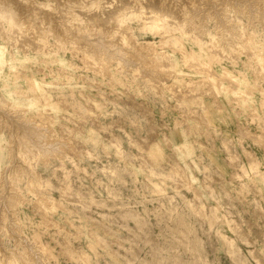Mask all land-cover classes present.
<instances>
[{"label": "rangeland", "instance_id": "374dc122", "mask_svg": "<svg viewBox=\"0 0 264 264\" xmlns=\"http://www.w3.org/2000/svg\"><path fill=\"white\" fill-rule=\"evenodd\" d=\"M124 4L171 13L158 32L145 30L141 17L127 21L133 40L166 56V69L139 60L146 49L136 43L124 46L131 55L117 54L115 19ZM16 7L31 36L0 35V262L26 264L24 255L34 257L42 244L49 249L42 264H160L178 231L180 264H264V179L244 170L251 153L264 172V0H117L99 11L86 0H25ZM45 26L49 34L38 43ZM102 44L115 59L89 63L84 52L99 54ZM193 53L208 69L188 62ZM30 119L47 123L51 140L68 142H55L60 157L32 159L26 141L42 143L27 130ZM17 144L28 157L33 148L31 160ZM35 173L42 185L31 191ZM189 209L195 214L185 216ZM35 258L31 264H40Z\"/></svg>", "mask_w": 264, "mask_h": 264}, {"label": "bare ground", "instance_id": "6f19581e", "mask_svg": "<svg viewBox=\"0 0 264 264\" xmlns=\"http://www.w3.org/2000/svg\"><path fill=\"white\" fill-rule=\"evenodd\" d=\"M129 2V1H128ZM128 2H127V4H128ZM126 4V5H127ZM141 4V3H140ZM148 4V3H147ZM135 6V5H134ZM138 6H140L139 4H138ZM137 6V7H138ZM158 6V5H157ZM126 6H125V4H124V8H125ZM155 7V6H154ZM122 8L120 11H118L117 13H116V19L115 20H117V25L116 24H114V25H116L117 26V28L115 27V33L116 34H118V36H119V38H117V39H115L117 42L115 43V44H113L114 46H119L120 44L122 45L121 47H118V51L119 52H124L125 54H126V56L128 55H131L130 54V50L129 49H127V48H124V46H126V44H128L127 46H129V44H130V47L132 46V45H134V47L136 46L135 45V43L136 44H138V46H137V48L139 47V45H140V47L141 48H138L137 49V51L140 49V50H142V48L145 50L146 49V53H141V57H139V60H141L142 61V59H143V62L146 64V63H148V62H150L151 61V63H153V65L154 64H156L157 66H158V68H160V67H162L161 69H166L167 67H168V62H167V60H166V56L164 55V54H162L160 51L159 52H157L156 50H155V48L152 46V44L153 43H151V42H147V43H137V41L136 40H133L134 39V35H133V33H132V27H130L129 26V23L127 22L128 20H129V18L131 17V15H135L136 17L138 16V17H141V18H143L144 19V21H145V26H143V27H145L146 29L145 30H147V29H151V30H153L154 32H158L159 30H163V29H161V28H163L164 26L166 27V25L167 24H165L166 22H167V20H169L168 19V17H169V15L171 14H169V13H166V12H168V11H166L165 12V10H158V7H155L157 10H155L154 8H153V10L151 11V9H152V6H150V11H147V10H149V9H147V10H145V6L143 5H141L140 6V8L138 7V10H136L133 6L131 7V8H133V9H135V10H129L130 9V6L128 7V5H127V8ZM159 8H160V6H159ZM170 8V7H169ZM112 15V14H111ZM110 15V16H111ZM85 17V16H84ZM88 17V16H87ZM112 17V16H111ZM113 17H114V14H113ZM171 17V16H170ZM92 18V17H91ZM90 18V19H91ZM115 18V17H114ZM133 18V17H132ZM113 19V18H112ZM136 19V18H135ZM140 19V18H139ZM24 20V19H23ZM92 20V19H91ZM171 20V19H170ZM112 21V20H111ZM180 21V20H179ZM87 22V20L85 21V23ZM92 22V21H91ZM90 22V23H91ZM17 23H18V25H22V29H17V30H15L14 32L15 33H19V34H23V33H29L30 34V36H31V28H29V26L28 25H26V21H22V18H20L19 16H18V20H17ZM47 23V22H46ZM89 23V22H88ZM106 23V22H105ZM174 23V22H173ZM172 23V24H173ZM188 23V22H187ZM43 24V23H42ZM93 24H95L94 23V21H93ZM97 24V23H96ZM107 24V23H106ZM183 24V23H182ZM84 25V24H83ZM99 25V24H98ZM39 26H41V25H39ZM86 26V25H85ZM84 26V27H85ZM101 26V25H100ZM177 26V25H176ZM43 27L44 26H42V29H43ZM48 27V26H47ZM103 27V26H102ZM107 26H105L104 28H106ZM113 27V26H112ZM98 28H101V27H99L98 26ZM104 28H102V29H104ZM167 28V27H166ZM186 28H187V26H186ZM186 28H184V29H186ZM45 29H47L46 28V26H45ZM44 29V33H42L43 31L42 30H40V31H42V32H40V33H42V34H45V35H39L37 38H35V37H33V38H35L37 41H38V39H39V41L41 42L42 40H44L45 39V36L47 35V34H49L48 32H49V30L51 29V27H49L47 30H45ZM144 29V28H143ZM142 29V30H143ZM165 29V28H164ZM243 29H244V27H243ZM39 30V29H38ZM106 30H108L107 28H106ZM17 31V32H16ZM91 31H92V29H91ZM109 31V30H108ZM188 31V30H187ZM244 31V30H243ZM52 32V31H51ZM110 32V31H109ZM163 32H165V31H161V33H163ZM166 32H168V31H166ZM165 32V33H166ZM14 33V34H15ZM115 33H114V35H115ZM28 34V35H29ZM54 34V33H53ZM156 34V33H155ZM18 35V34H17ZM24 35V34H23ZM165 35H167V34H165ZM59 36V35H58ZM66 36V35H65ZM110 36V35H109ZM245 36V35H244ZM17 37H19V36H17ZM48 37H49V35H48ZM53 37H55V35H53ZM60 37V36H59ZM70 37V36H69ZM212 37H214V36H212ZM246 37V36H245ZM61 38V37H60ZM116 38V37H115ZM211 38V37H210ZM247 38V37H246ZM248 38H250V37H248ZM247 38V39H248ZM62 39V38H61ZM65 39V38H64ZM63 39V40H64ZM57 40V39H56ZM134 41V43H133V41ZM246 40V39H245ZM21 41V40H20ZM39 41H38V43H39ZM47 41V40H46ZM68 41V40H67ZM76 41V40H75ZM31 42V41H30ZM29 42V43H30ZM79 42V41H78ZM112 42V41H111ZM211 43H209V45H212L213 43H214V38H211V41H210ZM26 43V42H25ZM34 43V42H33ZM97 43V42H96ZM108 43V42H107ZM110 43V42H109ZM31 44V43H30ZM37 44V43H36ZM44 44V43H43ZM42 44V45H43ZM99 44V43H98ZM246 44V43H245ZM38 45V44H37ZM103 45V44H102ZM216 45V44H215ZM103 46H105V45H103ZM101 47V48H99V54L97 53V50L95 51V50H92V49H90V51L89 50H87L86 52H84L85 53V57H86V59H87V61L90 63V62H92V64H99L98 63V58L97 57H99V59L100 60H105L106 61V63H104L105 65L107 64L108 65V63H107V61L108 62H110V59L111 58H113L112 56L114 55V56H116L117 54H115V53H113V55L112 54H108V52L106 53V49H108V47ZM108 46V45H107ZM217 46V45H216ZM247 45H244V46H240V48L242 47V48H245ZM39 47V46H38ZM40 47H41V45H40ZM92 47V46H91ZM110 47V46H109ZM129 47V48H130ZM133 47V48H134ZM225 47V46H224ZM247 47H250V45L248 44V46ZM217 48H219V46L217 47ZM222 46H220V49L222 50ZM251 48V47H250ZM135 49H136V47H135ZM214 49H216V47L214 48ZM235 49H237L238 50V48L236 47ZM139 50V51H140ZM241 50V49H240ZM28 51V50H27ZM242 51V50H241ZM231 52H232V50H231ZM243 52V51H242ZM98 55H97V54ZM229 53V52H228ZM187 54V53H186ZM167 55V54H166ZM134 55H132V57H133ZM121 57V56H120ZM120 57L118 58V60H120ZM122 58V57H121ZM113 59H115V57L113 58ZM112 59V60H113ZM122 59H124V58H122ZM126 59V58H125ZM124 59V60H125ZM187 59V58H186ZM111 60V61H112ZM138 60V61H139ZM103 61H100V62H102L103 63ZM104 61V62H105ZM121 61V60H120ZM190 61H195L196 62V64L197 63H199L200 64V68H202L203 70L204 69H208V65L207 64H204V63H202V62H200L199 61V59L197 58V56H196V54L195 53H193L191 56H190V58H189V60H188V62H190ZM143 62H141V63H143ZM124 63H128V60H126ZM130 63H132V62H129L128 64H130ZM140 63V62H139ZM120 64H122L121 66L123 67V63L121 62ZM133 64V63H132ZM193 64V63H192ZM191 63H190V65H192ZM131 65V64H130ZM147 65V64H146ZM188 65H189V63H188ZM120 66V67H121ZM134 66V65H133ZM136 66H137V64H136ZM157 66H153V68H157ZM195 66V65H194ZM95 68V67H94ZM108 68V67H107ZM95 70V69H94ZM128 70V69H127ZM157 70V69H156ZM141 73H143L142 72V70H141ZM148 73V72H147ZM150 73V72H149ZM154 74H155V72H154ZM258 74V73H257ZM142 75V74H141ZM150 75V76H149ZM148 76H149V78L151 79V81H154V80H157V79H160L161 81V85L163 86H165L166 88H168V89H170L171 91H172V93H179V92H183V91H181L180 89H179V86L178 85H176V84H169V83H167L166 81H165V79L164 78H162V76L160 77V78H157L156 79V77H153V76H151V74H149ZM156 75V74H155ZM158 75V74H157ZM156 75V76H157ZM160 75V74H159ZM144 76V75H143ZM145 77H147V74L145 75ZM80 78V77H79ZM155 78V79H154ZM149 79V80H150ZM158 81V80H157ZM197 81V80H196ZM196 81L195 80H188L187 81V83L189 84V87H190V89H188V91L190 92V91H192V89H193V85L196 83ZM201 82V81H200ZM158 83V85H159V81L157 82ZM161 85H159V86H161ZM181 88V87H180ZM192 88V89H191ZM40 89H42V88H40ZM184 93V92H183ZM55 102V101H54ZM10 105H11V103H10ZM15 107V106H14ZM14 109V108H13ZM23 109V108H22ZM25 109V108H24ZM19 110V109H18ZM13 111H15V110H13ZM1 112V111H0ZM4 112V111H3ZM2 112V113H3ZM21 112V111H20ZM6 115H7V113H5ZM4 115V114H3ZM9 116H11V115H9ZM1 117V116H0ZM4 116H2L1 117V119L3 118ZM6 118H7V116H5ZM9 118V117H8ZM0 119V120H1ZM67 119V118H66ZM30 120H32V119H30ZM33 120H35V119H33ZM31 121V122H33V123H31V122H29V123H31L30 125H27L28 124V122H27V126H26V128H27V130H29V131H33V132H35V134H37V138L40 140V143H42V145L41 144H35L36 142L34 141V140H32V139H34V136L33 135H35V134H32L31 136H33V138H30L29 140H30V142H28V141H26L28 144L30 143L31 144V142L34 144H32V147L34 146V149L33 148H29V147H27L28 149L26 150L25 149V151H28L29 153L28 154H30V157H28L29 155H26V154H22V151L20 152V148H21V146H20V148H18V146L19 145H22V142H20V143H18L17 144V148H18V153L20 152L21 153V155H22V158L23 159H25V161L27 160V159H29L30 158V160H31V156H32V153H30V150H34V153H35V156H34V158H32V159H37V160H39V158H42V160L44 159V160H47V158H49L48 156H50L51 154L52 155H58L59 157L62 155V150L61 151H57V153L56 154H54L55 153V149L56 148H54V145H55V142H60V140H51L50 139V137L48 136L49 134H48V132H50V130H49V126H47L46 124L47 123H43L42 121H41V125L39 124L38 125V123L36 122V121ZM2 122H4L3 121V119L1 120ZM0 121V122H1ZM10 121V120H9ZM27 121H28V119H27ZM1 122V123H2ZM10 122H12V121H10ZM5 123V122H4ZM11 124H15V125H17L16 124V121H14V123H11ZM21 124V123H20ZM19 124V125H20ZM84 124V123H83ZM97 125V124H96ZM99 125V124H98ZM97 125V126H98ZM9 126H12V125H9ZM47 126V127H46ZM103 127V126H102ZM14 128V127H13ZM13 128H11V130L13 129ZM16 128V127H15ZM51 129V128H50ZM10 130V131H11ZM43 130H45L44 132H42ZM49 130V131H48ZM52 130V129H51ZM12 131H14V129L12 130ZM21 131V130H20ZM48 131V132H47ZM264 132V131H263ZM24 133V132H23ZM15 135H18V134H16V133H14ZM22 134V133H21ZM27 134V133H26ZM48 134V135H47ZM20 135V134H19ZM25 135V134H24ZM12 136H14V135H12ZM22 136V135H21ZM55 136V135H54ZM53 136V137H54ZM260 136H264V135H260ZM35 137H36V135H35ZM57 137V136H56ZM14 138V137H13ZM12 138V139H13ZM15 138H16V136H15ZM18 139H19V137H18ZM21 139H22V137H21ZM20 139V140H21ZM55 139V138H54ZM71 139V138H70ZM65 140V139H64ZM61 141L60 143H58L59 144V147H61L62 145H63V142H67V141ZM67 140H69L68 138H67ZM14 141H15V139H14ZM74 142H75V144L77 145V144H81L82 145V142L80 141V140H78V139H74ZM68 143V142H67ZM16 143H14V145H15ZM24 144V143H23ZM26 144V143H25ZM29 144V145H30ZM14 145H12V146H14ZM67 145H69V144H67ZM74 145V144H73ZM72 145V146H73ZM75 146V145H74ZM11 147V146H10ZM31 147V146H30ZM17 148H15L16 150H17ZM25 148H26V146H25ZM79 148H80V146H79ZM12 149H14V147L12 148ZM20 149V150H19ZM15 150V151H16ZM24 150V149H23ZM33 150L31 151V152H33ZM15 151H11L12 153H13V155L15 154ZM10 152V151H9ZM65 152V151H64ZM69 152V151H68ZM67 152V153H68ZM17 152H16V154H18ZM23 153H24V151H23ZM92 153V152H91ZM12 155V154H11ZM248 155H251V156H249L248 157V159L247 160H250V161H248V164L244 167V170H245V173H247V174H252V175H254V176H260V177H264V172L263 171H261V169H260V167H259V161H258V159L256 158V156L255 155H253V154H249L248 153ZM14 157V156H13ZM16 157H17V155H15V159H16ZM18 157H20V155L18 156ZM51 157V156H50ZM21 158V157H20ZM236 158V157H235ZM49 160V159H48ZM33 161V160H32ZM27 162H28V160H27ZM37 162V161H36ZM31 163H33V162H31ZM14 164V163H13ZM17 165V164H16ZM33 165H34V163H33ZM32 165V166H33ZM10 166V165H9ZM30 167H31V165H30ZM10 168V167H9ZM8 168V169H9ZM15 169V168H14ZM5 170H7V169H5ZM181 172V171H180ZM15 173V172H14ZM18 174H19V171L17 172ZM17 173H16V175H17ZM240 174V173H239ZM8 175H9V173H8ZM15 175V174H14ZM13 175V176H14ZM22 175V174H21ZM35 175H36V177L37 178H35V179H30V181L28 182L29 184V187H30V189H31V191H33V190H35V189H37V188H41L40 187V184L42 185V182L40 183V180H41V178H39V176L35 173ZM4 177V176H3ZM9 177V176H8ZM12 177V176H11ZM11 177L10 178H8V179H11ZM15 178V176L12 178V179H14ZM18 177H16L15 179H17ZM12 181V180H11ZM10 181V182H11ZM188 181V180H187ZM13 182H14V180H13ZM15 182H16V180H15ZM12 183V182H11ZM14 185V183L12 184V186ZM12 186H11V184H10V186H9V188L11 187V189H14V187L12 188ZM14 186H17L16 185V183H15V185ZM17 188V187H16ZM14 189V190H17L18 191V189ZM11 189H9L11 192H12V190ZM13 190V191H14ZM13 193H15V192H13ZM197 193V195L199 194V192H196ZM5 196V195H4ZM198 196H200V195H198ZM197 196V197H198ZM5 198V197H4ZM11 198L12 199H15L16 198V194L15 195H13L12 194V196H11ZM46 199H47V201L50 199V200H53V198L50 196V197H45ZM5 199H7V198H5ZM8 199H10V198H8ZM7 199V201H9ZM11 199V200H12ZM11 200L9 201V202H11ZM4 201H6V200H3V202ZM53 201H55V200H53ZM5 203V202H4ZM55 203V202H54ZM5 204H7V202L5 203ZM15 205V204H14ZM203 205V204H202ZM203 207H205V206H203ZM204 210V209H203ZM217 218H218V216H217V214L216 213H213L212 215H211V217L209 218L211 221H215V220H217ZM218 221V220H217ZM18 229V228H17ZM79 229V228H78ZM68 231V230H67ZM18 233V232H17ZM22 236V235H21ZM96 236V235H95ZM98 237V236H97ZM97 239V238H96ZM26 242V241H25ZM27 244H28V242H27ZM41 246L38 248V250H39V253H38V251L37 252H35V254H34V257L36 256V258L35 259H37L39 262H40V264H42L43 263V259H42V257L44 256L45 258H46V255L45 254H47L48 253V248L45 246V245H42V244H40ZM35 246V245H34ZM74 251V250H73ZM50 252V251H49ZM51 253V252H50ZM80 255H83V256H85L87 259H88V256L85 254V252L84 253H81ZM79 255V256H80ZM24 256H25V258H24ZM23 256V258H24V260L26 261H24V263H26V264H31L33 261H34V257H33V259H32V257L30 258V257H28L27 255H24ZM47 256H49V254L47 255ZM41 260V261H40Z\"/></svg>", "mask_w": 264, "mask_h": 264}, {"label": "clouds", "instance_id": "9594fccd", "mask_svg": "<svg viewBox=\"0 0 264 264\" xmlns=\"http://www.w3.org/2000/svg\"><path fill=\"white\" fill-rule=\"evenodd\" d=\"M18 2H25V0H0V35L11 38L14 35V30L22 29V25L17 23L19 12L16 4ZM116 2L117 0H112V3H108V0H86V5L99 11L102 8H112ZM117 54L124 55L123 52ZM194 214L191 209L185 212V216ZM182 236H184V233L178 231L171 235L172 244L164 248L165 254L162 256L160 264H180L181 259L184 257L181 250L183 242L180 237ZM0 264H3V262H0Z\"/></svg>", "mask_w": 264, "mask_h": 264}]
</instances>
